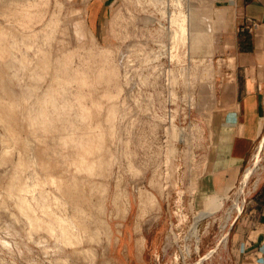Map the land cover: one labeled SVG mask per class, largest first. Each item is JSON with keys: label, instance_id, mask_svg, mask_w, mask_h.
<instances>
[{"label": "rangeland", "instance_id": "obj_1", "mask_svg": "<svg viewBox=\"0 0 264 264\" xmlns=\"http://www.w3.org/2000/svg\"><path fill=\"white\" fill-rule=\"evenodd\" d=\"M216 30L211 0H0V264H203L226 241L264 129L212 217L177 213L218 107Z\"/></svg>", "mask_w": 264, "mask_h": 264}, {"label": "crops", "instance_id": "obj_2", "mask_svg": "<svg viewBox=\"0 0 264 264\" xmlns=\"http://www.w3.org/2000/svg\"><path fill=\"white\" fill-rule=\"evenodd\" d=\"M211 5L214 58L223 60L224 76L218 80V107L200 172L193 188L185 186L177 197L180 218L198 225L240 184L264 129V0H211ZM254 187L248 206L242 211V205L230 223L226 241L195 247L203 264H264V174ZM208 210L210 215L199 216Z\"/></svg>", "mask_w": 264, "mask_h": 264}, {"label": "bare ground", "instance_id": "obj_3", "mask_svg": "<svg viewBox=\"0 0 264 264\" xmlns=\"http://www.w3.org/2000/svg\"><path fill=\"white\" fill-rule=\"evenodd\" d=\"M18 1V0H17ZM26 4V3H25ZM29 4V3H28ZM26 6V5H25ZM22 10H24V12H30V11H32V10H34V9H31V7H28V8H22ZM33 12V11H32ZM56 18V17H55ZM25 23H26V20L24 19L23 20ZM52 21V20H51ZM50 24H52V23H50ZM47 25V24H46ZM37 31V30H36ZM35 32H32V34H34ZM36 34V33H35ZM236 91V90H235ZM234 91V92H235ZM261 147H264V141H263V143L261 144ZM251 171H252V169L251 168H248L247 169V171H246V173H245V180H244V182L246 181V179L248 178V176H249V174L251 173ZM234 204V203H233ZM235 205L236 204H234V207H235ZM241 208H242V205L241 204H239V210H241ZM62 227H63V225H62ZM65 228V227H64ZM64 230V229H63ZM65 231V230H64Z\"/></svg>", "mask_w": 264, "mask_h": 264}, {"label": "built area", "instance_id": "obj_4", "mask_svg": "<svg viewBox=\"0 0 264 264\" xmlns=\"http://www.w3.org/2000/svg\"><path fill=\"white\" fill-rule=\"evenodd\" d=\"M260 144H261V142H260ZM260 150H261V149H260V147L258 146L257 149H256V151L253 152V154H252V159L255 158V154L258 153ZM250 166H251V165L248 164L247 167H246V169H245V171H247V168H249ZM241 182H242V181H241ZM241 182H240V183H241ZM239 185H240V184H239Z\"/></svg>", "mask_w": 264, "mask_h": 264}]
</instances>
